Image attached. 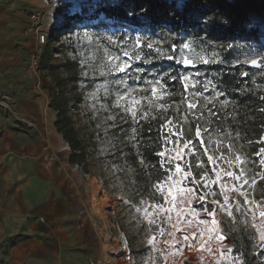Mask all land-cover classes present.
<instances>
[{
	"label": "rangeland",
	"instance_id": "obj_1",
	"mask_svg": "<svg viewBox=\"0 0 264 264\" xmlns=\"http://www.w3.org/2000/svg\"><path fill=\"white\" fill-rule=\"evenodd\" d=\"M123 1L46 0L43 5H25L23 7L21 14L23 19L18 17L20 20L17 23L20 28H23V36L13 28H11L12 33L18 34L12 39L10 38L12 35L0 34V134L12 132L17 134L19 139L25 138L35 144L38 135L36 128L44 125L45 122L52 123L51 119L55 118L51 108L52 99L49 92L51 77L48 72L41 69L33 79L26 74L28 61L36 45V37L28 32L31 27L30 15L36 11L42 12L45 15L43 27L48 32L47 45L50 46L51 63L60 65L67 58H71L76 60L80 66L81 79L77 92L81 95L82 100L71 108L70 113L75 127L86 140L91 172L90 176L86 178L88 209L92 222H97L99 229L103 227L102 220L92 213L90 207L91 183L94 180L100 183L104 192L103 200L109 201L110 205V208L107 209L109 217V221L106 223L107 231L112 238L116 239L112 245L106 246L104 243L103 252L106 263L115 261V258L119 259L120 255L117 256V253L126 251L124 258L131 264H245L241 256L234 252V235L240 240L248 238L255 254L264 248V241L260 240V231H264V222L259 218V212L264 211V165H260L258 162L259 159H264V156L253 155L252 158H257V161H253L251 157L241 153L239 148H233L228 144L217 145L215 137L210 135L211 142L200 146L194 156L187 155L188 149H184L186 155L176 161L181 164L184 171L191 170L193 175L200 179L201 169L197 167V164L202 163L207 169H212L216 165L207 161V155L223 153L226 159L217 161L220 165L217 170H231L242 175L248 181L247 183L237 182L222 175L220 181L212 185V190L217 193H219L221 184L226 185V188L237 185V191L230 193L229 199L239 203L241 210L236 211L235 204H233L231 217L227 211H218L215 216H208L197 201H193L190 208H195L199 212L198 216L195 214L185 215L190 211V208L181 209L182 219H193L196 222L201 219L206 221L203 227L197 228L198 238L201 233L206 237L209 233L214 237L217 233L221 236L226 234L228 237L224 243L212 240L213 248L219 251L216 254L207 253L208 255H205L203 259L198 260L195 251L200 244L199 239L191 241L192 247L182 240V232L191 231L195 225L182 224L180 230L175 231L174 236L167 235L170 225L160 223L163 213L157 214L153 206L164 203L165 208H168L169 205L165 203L160 193L155 191V188L148 194H142L133 188L135 183L129 181L133 174L124 167L125 146L137 144V129L141 122L147 119L139 120L138 123L131 118L121 120L124 113L116 107L118 89L113 81L123 78L122 74L101 76L100 72L107 71L103 67L104 57L122 54L124 49L132 52L136 39L140 38L141 45L135 51L141 55L142 59L133 63L132 72L140 75L141 80L133 81L131 78H127V83L137 89L143 88L145 90L143 94L148 95L150 88L143 81H161L164 84V89L161 90H167L170 94L159 103L174 106L168 108L163 118L170 112L174 132L180 135L181 124L190 120L192 116L187 113L186 104L181 103L184 91L182 82L179 79L174 81L171 77L179 78L182 75L199 71L201 75L197 79L202 82H212L209 85V91L204 95H211L215 99L212 103L200 107L203 104L202 97H189V100L198 105L197 109L193 111L196 113L198 110H205L208 114L209 109L213 111L225 109L228 100L224 99L222 93L217 90L216 73L211 68L216 64L229 63L233 66L252 67L263 71L264 74V11L261 14H248L247 29L242 37L222 42H212L206 38L205 33L208 29L206 24L215 17L227 14L228 10L225 7L228 4H239L245 1L176 0L172 2L174 11L187 18V23H180L178 30L173 27L168 30L161 29V27L133 28L128 25L110 23L103 18L93 21L97 5L117 4ZM78 19L88 20L84 21L86 26L75 27L71 33L65 32L67 25L69 23H72L69 27L77 25ZM0 26L4 27V22L0 23ZM61 30L63 31L60 32ZM85 34L91 37V40L86 39ZM109 36L112 37L114 44L108 41ZM188 42H191L197 52L203 51L205 56L211 57L213 52L218 53L217 62H210L207 65L197 63L196 67L189 66L187 68L177 63L180 47L183 43ZM148 43L153 44L151 50L146 47ZM173 45L176 46L175 51ZM156 49L160 50L159 53ZM225 53H227V58L224 57ZM169 55H172L174 59H167ZM253 59L257 61L256 66L251 65ZM137 68L143 69V72L136 73ZM212 85H215V92L212 91ZM196 90H201V85H197ZM189 91H192L191 84ZM119 92L122 93L123 88H120ZM217 92L220 93L218 97L216 96ZM136 94L133 93V95ZM145 110L149 111L148 118L161 116L155 108L148 109V105L142 102V106L137 110V117ZM184 115L189 118L184 119ZM203 139L208 141L209 136ZM262 141H264V137ZM174 146L175 137L173 144L168 147ZM203 147H208L210 151L204 154ZM33 150L34 146L31 151ZM236 157L239 159L237 160ZM185 160L188 161L187 166L184 164ZM228 161H231V164ZM171 167L172 165L165 164L163 169ZM209 175L215 178L214 172L209 171ZM188 183L193 186L190 180ZM240 184L243 185L242 189L239 188ZM166 188L167 186H165V191ZM241 190L247 193L249 204H245V197L239 195ZM214 198L223 203L222 195ZM175 211L176 209H173L169 213L173 218ZM209 211H212V207H209ZM254 213L255 219L253 218ZM112 223L118 224L120 230L111 228ZM161 229L164 230L165 235H161ZM99 232L102 233V230ZM105 237L106 235H104L106 241ZM153 237L155 240L153 243H149ZM177 239L181 240V244H178ZM165 240L169 242L166 243ZM227 249H231V252L224 255ZM259 262V264H264V255Z\"/></svg>",
	"mask_w": 264,
	"mask_h": 264
},
{
	"label": "trees",
	"instance_id": "obj_2",
	"mask_svg": "<svg viewBox=\"0 0 264 264\" xmlns=\"http://www.w3.org/2000/svg\"><path fill=\"white\" fill-rule=\"evenodd\" d=\"M225 8L228 10L227 14L215 17L206 24L208 29L205 35L212 42L242 37L247 29L248 14H261L264 11V0L228 4ZM100 18L110 23L128 25L133 28L161 27L166 30L172 27L178 30L180 23H187L186 16L175 12L172 2L167 0H124L117 4L97 5L93 21H98ZM84 21L88 20L78 19L76 24L86 26ZM71 24L67 25L65 32L71 33V27H69ZM226 55L227 53L225 58H227ZM41 69L47 71L51 77L49 92L52 99L51 108L55 114L54 126L71 150L68 161L88 178L91 172L86 140L75 127L70 113L71 108L82 100L77 92L81 79L79 63L67 58L63 64H52L50 46L47 45ZM211 69L216 73V88L222 93V97L228 100V104L225 109L215 110L216 115H209L205 110H198L195 114L198 116L203 113L204 120L191 117L190 120L181 124L183 140L192 138L196 142V126L200 125L202 132L207 126L216 131L210 134L203 133V138L211 135L215 137L217 145L228 144L233 148H239L241 153L252 158L264 146L261 142L264 137L263 71L252 67H242V65L233 66L229 63L216 64ZM169 113L163 120L159 116L141 122L136 134L137 144L125 146L124 167L133 174V177L129 179L130 182L135 183L133 188L142 194L150 193L166 175L165 170L159 165L160 158L154 153L163 150L164 146L158 138V129L161 123L170 119ZM252 160L257 161V158ZM252 249V243L248 238L240 240L234 235V252L241 256L245 264H259L260 258L264 255V248L257 254Z\"/></svg>",
	"mask_w": 264,
	"mask_h": 264
},
{
	"label": "crops",
	"instance_id": "obj_3",
	"mask_svg": "<svg viewBox=\"0 0 264 264\" xmlns=\"http://www.w3.org/2000/svg\"><path fill=\"white\" fill-rule=\"evenodd\" d=\"M45 2L0 0V34L23 36L17 24L23 7ZM54 119L36 128L35 144L0 134V264L108 263L101 228L88 209L86 177L69 163L71 150ZM108 264L131 263L115 258Z\"/></svg>",
	"mask_w": 264,
	"mask_h": 264
},
{
	"label": "snow or ice",
	"instance_id": "obj_4",
	"mask_svg": "<svg viewBox=\"0 0 264 264\" xmlns=\"http://www.w3.org/2000/svg\"><path fill=\"white\" fill-rule=\"evenodd\" d=\"M71 7V6H70ZM85 38L91 40V37H89L87 34H85ZM108 41L110 43H115L112 40V37L109 36ZM141 45V39L137 38L135 41V45H133V51L129 52L127 49H124L122 51V54L119 55H107L104 57V65L103 67L107 69V71H101V76H108V75H121L123 78H119L113 81L114 84L117 85V96L116 99V107L120 108L121 111L124 113L123 116H121V120H125L128 118H131L133 121L137 122L139 120H145L148 119L149 111L145 110L141 113L139 117H137V110L142 106V102L146 103L148 105V109H153L161 115V119L163 120L164 115L167 113L168 108L171 107V105H166L163 103H159V101L163 100L165 96L169 95L170 93L167 90H161L164 89V84L159 80H146L143 81V83L147 84L150 88V94L144 95L143 93L145 90L143 88L137 89L132 87L127 83V78H131L133 81H140L141 76L133 74L132 67L134 62L141 61L142 57L139 55L135 49ZM146 47L151 50L153 48L152 43H148ZM175 45H173V49L175 51ZM187 50V51H185ZM157 53H159V49H156ZM218 53L213 52L211 57L205 56L203 51L197 52L195 48L192 47L191 42L183 43L180 47V56L177 59V63H180L185 66V68L191 66L196 67L197 63H202L204 65L217 62ZM167 59L172 60L174 57L172 55L167 56ZM147 62V61H145ZM251 65L256 66L257 61L255 59L251 60ZM136 73H142L143 69L137 68ZM201 73L199 71L195 73H188L185 75L178 77H171L172 80L179 79L182 82L183 86V94H182V100L181 103L186 104V111L189 113L192 118L198 119V120H204V114L201 113L200 115H196L193 110L197 109L198 105L193 102L192 100H189V97H202L203 104L200 105V107H203L204 105H207L209 103H212L215 97L211 95H204L205 92L209 91V85L212 84L211 81H205L202 82L200 79H197ZM244 75H247V73H244ZM192 86V91H189V85ZM201 85V90H196V86ZM123 88V92H119V89ZM212 91L215 92V85H212ZM133 93H137L136 95H133ZM220 93H216V96L218 97ZM123 102V103H122ZM178 111V110H177ZM209 115H216V113L209 109L208 110ZM183 115V114H181ZM114 119V117H111ZM155 119V116L152 117ZM184 119H188L189 117L187 115L183 116ZM173 125V119H168L167 121L161 123L158 129L159 134V141L164 146L163 150L154 153L156 156L160 158L159 165L161 168H164L165 164L172 165L171 168L164 169L167 175L165 176L164 180L161 183H158L155 185V191L160 193V195L163 197V200L165 203L169 205L168 208H165L164 203H158L154 205L157 214L163 213L162 218L160 219V223L162 224H168L170 225V228L168 230L167 235L174 236L175 231L180 230V225L187 224L189 226L195 225L191 228V231H185L182 232V240L183 242H187L189 247H192L191 241L193 239H199L197 237V228H201L206 224V221L201 219L198 222L194 221L193 219H182L181 218V209L184 208H190L193 201H197L201 204V207L203 211L208 216H215L218 211H227L229 217L233 215V204H235L236 211H240V205L237 202L230 201L229 196L230 193L237 191V185H233L232 187H227L224 184L220 185L219 193L212 190V185L217 184L222 175H226L233 181H243V183H247V179L243 177L242 175H239L237 173H234L231 170H217L220 168V165H218L217 161H224L226 157L223 153L213 154V155H207V161L213 165H216V167H213L212 169H207L204 164L200 163L197 164V167L201 169L200 172V179H197L196 176L193 175L192 171H184L181 164L177 163L176 161L182 159L186 154L184 152V149H188L187 155L194 156L196 151L199 150L200 146L205 145L206 143L211 142V138L209 135V140L205 141L203 139V133H211L213 131H216L215 129H210L207 126L203 128V132L200 125L196 126L195 129V138L196 142H193L192 138L184 139L183 143L181 144V138H182V132L180 135H177L176 132H174V129L172 127ZM166 130V132H165ZM175 137V146L174 147H168L173 144V139ZM264 143V141H261ZM210 151L208 147H203V153L207 154ZM257 156H264V148H260L258 150ZM238 160L239 157H236ZM259 164L264 165V159H259ZM229 164H231V161H228ZM184 164L187 166L188 161L185 160ZM209 171L215 173V178H212L209 175ZM189 180L191 181V185H189ZM165 186H167L165 191ZM243 185L240 184L239 188L242 189ZM218 195H222L223 197V203L219 199H215L214 197H217ZM239 195L245 197V204H249L250 201L247 200V193L244 191H239ZM209 207H212V211H209ZM173 209H176L175 211V217L173 218L172 215L169 213L172 212ZM251 210V209H249ZM147 214V213H145ZM195 214L196 216L199 215V212L195 208H190V211L185 213V215H192ZM254 219L255 213H254ZM259 218L262 222H264V211L259 212ZM155 220V217H154ZM161 235H165L164 230L161 229ZM202 236V233H201ZM218 240L219 243H224L228 239L227 235L221 236L219 233H217L216 237H206L203 239H200V248L203 251H207L209 253L216 254L219 250L214 249L212 247L211 241L212 240ZM155 238L153 237L152 240L149 241V243H153ZM260 240L264 241V231H260ZM166 243L169 241L165 240ZM207 243L208 247H204V244ZM229 252H231V249H227L224 255H227Z\"/></svg>",
	"mask_w": 264,
	"mask_h": 264
},
{
	"label": "built area",
	"instance_id": "obj_5",
	"mask_svg": "<svg viewBox=\"0 0 264 264\" xmlns=\"http://www.w3.org/2000/svg\"><path fill=\"white\" fill-rule=\"evenodd\" d=\"M169 2H174L176 0H167ZM231 2H239V1H246V0H229ZM30 22H31V27L30 29L28 30V32L30 34H33L35 37H36V45L34 47V50L32 52V55L30 56V59L28 61V65H27V69H26V74L29 78L33 79L35 78L38 73L40 72L41 70V61H42V56H43V53H44V49L47 45V42H48V32L44 29V23H45V15L44 13L42 12H33L31 13L30 15ZM111 228H113L114 230H120V226L117 224H114L112 223L111 224ZM102 230V236H103V239H104V235H108L109 236V239L108 241H105L104 240V243H106V246H108V244L112 245L113 244V241L116 239L112 238L110 233H108L107 231V227H102L101 228ZM120 235V232L118 233ZM208 237H214V235H210L207 234ZM203 238H206V236H200L199 238V241L200 239H203ZM181 240L177 239V242L178 244H181L180 242ZM211 244H212V247H214V242L211 241ZM204 247H208V244L205 243L204 244ZM128 249V248H127ZM122 253V254H120ZM124 253H126V251L124 252H118L117 253V256L119 257L120 260H124ZM195 256L198 257L197 259L198 260H201L205 257V255H208L207 251H203L201 248H200V244L197 248V250L195 251Z\"/></svg>",
	"mask_w": 264,
	"mask_h": 264
},
{
	"label": "bare ground",
	"instance_id": "obj_6",
	"mask_svg": "<svg viewBox=\"0 0 264 264\" xmlns=\"http://www.w3.org/2000/svg\"><path fill=\"white\" fill-rule=\"evenodd\" d=\"M83 26H85V24H77L75 26H72L70 32L75 27H83ZM91 184H92L91 198H90L91 211L96 217L102 220L101 222L104 228L107 227L106 223L109 221V217L107 215V209L110 208L109 201L103 200L102 196L104 192L100 183L97 180H94ZM105 239L106 241H108L109 236L106 235Z\"/></svg>",
	"mask_w": 264,
	"mask_h": 264
}]
</instances>
